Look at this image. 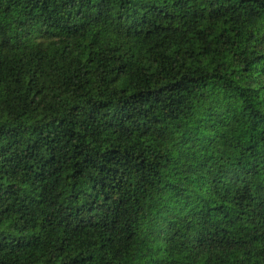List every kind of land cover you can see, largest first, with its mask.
Masks as SVG:
<instances>
[{
  "label": "trees",
  "instance_id": "trees-1",
  "mask_svg": "<svg viewBox=\"0 0 264 264\" xmlns=\"http://www.w3.org/2000/svg\"><path fill=\"white\" fill-rule=\"evenodd\" d=\"M0 264H264V0H0Z\"/></svg>",
  "mask_w": 264,
  "mask_h": 264
}]
</instances>
